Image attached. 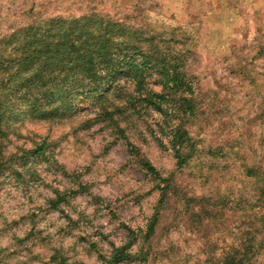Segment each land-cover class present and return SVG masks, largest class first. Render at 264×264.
Listing matches in <instances>:
<instances>
[{"label": "rangeland", "instance_id": "1", "mask_svg": "<svg viewBox=\"0 0 264 264\" xmlns=\"http://www.w3.org/2000/svg\"><path fill=\"white\" fill-rule=\"evenodd\" d=\"M89 16L99 42H137L142 86L101 79L54 116L64 90L38 114L18 100L0 122V264H223L250 245L264 264V0H0V39ZM70 64L37 67L30 99Z\"/></svg>", "mask_w": 264, "mask_h": 264}, {"label": "trees", "instance_id": "2", "mask_svg": "<svg viewBox=\"0 0 264 264\" xmlns=\"http://www.w3.org/2000/svg\"><path fill=\"white\" fill-rule=\"evenodd\" d=\"M92 19L94 17L89 16L81 20L58 18L46 23L34 22L0 39V82L6 87L4 101L0 102V122L8 114L14 116L16 111L21 109L17 105L18 100L28 101L27 106L30 105L33 112L38 114L43 109V104H50V107H53L51 102L58 99L56 94L60 93V90H64L61 96L63 103L51 110L50 114L54 116L60 110L70 111L72 109L78 89L85 90L90 96L97 95L103 86L97 92L94 85L101 79L112 85L120 77L134 78L138 80L137 84L142 86V79L146 72L142 70L141 66L147 65L148 61L144 59L142 64L137 65L133 60L130 50L131 46L137 45V42L128 43L126 40L129 38L124 36H119L113 41L103 39L99 42L96 30L88 28V23ZM103 27L111 33L110 26ZM70 62H73L72 74L79 75L78 78L72 81L67 88L48 90L41 93V98L30 99V93L36 82L37 85L42 86L41 74L38 73L37 67H42V71L48 68L54 72H61L67 65H71ZM101 68L107 73L106 75L99 74ZM35 69L36 71H34ZM63 79L64 77H62ZM42 80L46 85L44 77ZM12 85H16L15 88H10ZM46 149L47 145L43 144L27 152L30 155L28 157L42 156ZM180 163L183 164L184 161L182 160ZM143 165L150 174L158 177L156 168L150 162H144ZM252 175L256 176L257 171H254ZM262 175L264 177V172ZM261 193L264 196V186ZM149 229L151 230L150 234L153 232L152 225ZM253 246L239 247L232 257L223 261V264H256L250 257L254 254ZM129 248L127 246L117 250V252H121L123 261L131 259ZM116 255L119 254L116 253Z\"/></svg>", "mask_w": 264, "mask_h": 264}]
</instances>
